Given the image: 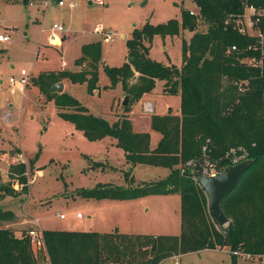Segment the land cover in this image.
Wrapping results in <instances>:
<instances>
[{"label":"rangeland","instance_id":"rangeland-1","mask_svg":"<svg viewBox=\"0 0 264 264\" xmlns=\"http://www.w3.org/2000/svg\"><path fill=\"white\" fill-rule=\"evenodd\" d=\"M64 1L65 6L51 0L49 6L44 7L43 0L35 1L34 5L23 0H0V34L11 36L9 41L0 42V170L4 181H8L11 163L23 161L29 167L28 193L7 197L0 202V209L16 213V218L5 224V227L12 228L16 236H21L24 230L28 232L33 229L38 237H41L43 230H69L144 238L142 246H133L125 254L131 259L130 264H136L152 253L154 242L147 238L182 234V195L159 194L126 200L96 199L84 197L80 190L93 189L99 183L128 187L127 178L131 175L137 183L156 181L168 176L170 170L147 164H137L132 169L125 151L110 145L112 138L88 140L72 122L58 115L60 110L54 101L48 100L32 80L46 71L85 70L86 67L77 65L76 60L82 54L83 45L97 41L101 43L104 63L110 67H121L128 59L127 42L136 29H142L147 23L157 25L173 18L181 20L183 10L196 18V30L207 31L209 23L197 15L199 6L194 0ZM70 2L76 6L71 8L68 6ZM252 7L264 13V7L247 3L242 20L237 19L238 27L254 36L261 34L263 38L264 33L260 28L251 25L250 19L255 12ZM55 23L65 27V31L59 33L61 45H58L57 38L54 41L58 44H51L50 29ZM97 25L114 33V39L108 41L102 33H96L94 28ZM193 35L194 31L181 28L176 36H155L150 47L152 59L181 67L182 43L184 40L190 41ZM259 56H246L241 60L245 65L260 67L262 62ZM63 61L66 62L65 66L62 65ZM21 70L28 73V85L11 84L10 78L18 79ZM63 82L66 84L64 91L76 97L91 113L111 123L121 115L130 116L136 130L148 129L146 132L151 134L152 145H156L162 137L151 127L152 115L181 113L180 94H163V81H158L153 92L146 93L135 102L129 114L123 105L127 93L122 83L113 86L103 70L100 72L99 88L93 94L87 92L86 84H74L68 80ZM234 83L239 86L237 94L243 96L247 84L242 81ZM150 104L153 110L146 108ZM198 139L199 154L191 156L193 149L190 148V156L181 158L175 165L181 174L198 170L197 159L201 155L206 157L205 168L215 166L216 172L225 170L223 160H228L234 166L248 159L249 151L243 144L231 146L224 157H219L213 147L209 148L213 139L210 134L200 135ZM40 151L38 161L30 168V160ZM85 155L91 159L88 160ZM202 171L204 174L205 170ZM196 178L190 176L189 179L193 186L195 184L201 190ZM261 186H258L259 191H262ZM204 192H201L202 202L199 206L209 227L220 230L218 222L211 215L208 195ZM249 195L240 197L247 200L246 196ZM78 213L83 217L78 218ZM61 215L65 217L61 218ZM38 237H32L36 264H49ZM233 251L229 247L203 249L170 257L161 264H234ZM236 264H264V255H255L250 259L239 256Z\"/></svg>","mask_w":264,"mask_h":264},{"label":"trees","instance_id":"trees-1","mask_svg":"<svg viewBox=\"0 0 264 264\" xmlns=\"http://www.w3.org/2000/svg\"><path fill=\"white\" fill-rule=\"evenodd\" d=\"M194 1L199 6L197 15L209 23L207 31L196 30V18L183 10L181 20L173 18L157 25L147 23L142 29H136L127 42L128 59L121 67H110L104 63L101 43L97 41L83 45L82 54L76 60L77 65L86 67L85 70L46 71L32 80L48 100L54 101L60 110L58 115L72 122L88 140L114 138L116 146L125 151L128 163L170 170L168 176L156 181L137 183L131 175L127 178L128 187L99 183L93 189L80 190L84 197L96 199L182 195V234L147 238L154 242L152 253L136 264H161L173 256L217 247L264 255V59L260 67L245 65L241 60L246 56H261L264 40L260 41V38L250 36L237 27V19L242 20L246 4L263 8L264 0ZM228 13L231 15L228 16ZM259 27L264 32V15ZM181 28L194 31L190 41L182 43L181 67L152 59L150 47L155 36H176ZM251 44L258 49L250 50L248 47ZM234 45L238 50L231 51ZM101 70L110 77L113 86L122 83L129 95V102L124 106L126 113L143 95L153 92L158 81L164 82L163 94H180L179 115L171 112L152 115L151 127L162 135L156 148H151L150 132L135 131L127 114L111 123L91 113L73 95L65 91H51L56 83L68 80L74 84H86L87 92L93 94L99 88ZM234 81L247 84L243 96L237 94L239 86L233 84ZM205 133L213 137L209 148L213 147L219 157H224L231 146L243 144L249 151L248 157L254 159L238 186L222 202L229 224H218L220 230L209 227L199 206L201 192L205 193L203 187L200 190L195 184L193 186L189 171H186L187 175L181 174L175 168L181 158L190 156V148L193 149L191 156L199 154L198 138ZM40 153L30 160V168L34 167ZM208 157L212 162L210 155ZM85 158L91 159L88 155ZM205 158L203 155L198 157V163L202 164ZM222 163L223 167L231 164L228 160ZM8 177L9 180L4 181L0 170V202L29 191V167L26 162L11 163ZM261 184L262 191H259ZM248 193L247 200L240 197ZM15 218L14 211L0 209V264H36L30 231L24 230L21 236H16L12 228L5 227L6 222ZM142 239L95 231L43 230L40 242L49 264H130L131 259L125 254L133 246H142L145 243ZM232 256L236 264L239 256Z\"/></svg>","mask_w":264,"mask_h":264},{"label":"water","instance_id":"water-1","mask_svg":"<svg viewBox=\"0 0 264 264\" xmlns=\"http://www.w3.org/2000/svg\"><path fill=\"white\" fill-rule=\"evenodd\" d=\"M64 90V82L56 83L51 88V91L55 93H63ZM128 102L129 95L127 94L123 100V105L126 106ZM253 162L254 159L248 157V159L234 166L228 164L224 167L225 170L212 175H205L200 169L189 171L192 176L198 177V182L206 191L210 201L211 214L218 224L227 225L229 223V218L223 211L222 202L238 186L243 173Z\"/></svg>","mask_w":264,"mask_h":264},{"label":"built area","instance_id":"built-area-1","mask_svg":"<svg viewBox=\"0 0 264 264\" xmlns=\"http://www.w3.org/2000/svg\"><path fill=\"white\" fill-rule=\"evenodd\" d=\"M47 1V4L48 3H50V1L51 0H46ZM34 2H35V0H32V1H30V4L31 5H34ZM45 2V1H44ZM57 2H58V4L60 5V6H65L66 5V2L64 1V0H57ZM68 6H70L71 8H74L75 6H76V4L74 3V2H70V3H68ZM253 9H254V13H253V15L252 16H255V18L254 17H252L251 16V19H250V21H251V25L252 26H254V27H256V28H260L259 27V23L261 22V20H262V17H263V15H264V13H261L260 11H259V9H256V8H254V7H252ZM193 13V12H192ZM194 14V13H193ZM240 23V22H239ZM238 27V26H237ZM239 28V27H238ZM240 29V31H242V32H244V33H246V34H248V35H250V36H254V35H252V34H249L248 32H245L244 30V28L241 30V28H239ZM261 30V29H260ZM50 31L52 32V40L53 39H58V38H60L59 36V33H62V32H64L65 31V27L64 26H62V25H59V24H57V23H55V24H53L52 25V27H51V29H50ZM94 31L96 32V33H102L103 35H104V38H105V40H112V39H114V37H115V35H114V33H112V32H108V31H105L104 30V28L101 26V25H97V26H95V28H94ZM261 33H264L263 31H261ZM264 35V34H263ZM254 37H256V38H260V41H263L264 40V36H263V38H261L262 37V35L261 34H258L257 36H254ZM11 39V36L10 35H4V34H0V42H7V41H9ZM250 50L251 49H254V50H256V49H258V47L257 46H255L254 44H251L249 47H248ZM230 50L232 51V50H238V47L236 46V45H234V46H232L231 48H230ZM260 59H261V62L263 61V59H264V49L263 50H261V56H260ZM10 83L11 84H13V85H20V86H26V85H28V83H29V76H28V73H27V71L26 70H21V74H20V77L18 78V79H16V78H14V77H11L10 78ZM146 108L148 109V110H153V109H151L152 107H151V104L150 105H147L146 106ZM206 159V158H205ZM205 159H204V161H203V163L202 164H199V163H197V165H199V169L202 171V170H205V172H208V173H211L210 175H212V174H215L214 172H216L215 171V168H214V166L213 167H210V168H205V166H206V164L204 165V163H205ZM209 163L210 162H208V164L207 165H209ZM196 165V166H197ZM195 166V167H196ZM203 172V171H202ZM204 172V174H206ZM217 173V172H216ZM194 178H196V177H194ZM197 179V178H196ZM198 181V180H197ZM65 216L64 215H61V218H64ZM77 217L78 218H82L83 217V215L81 214V213H78L77 214ZM30 234H31V236L32 237H38L37 236V232L35 231V230H31L30 231ZM39 238V240H38V243H40L41 244V242H40V237H38ZM233 253L235 254V255H237V256H244V257H246V258H248V259H250V258H252L253 256H255V255H252L251 253H246V252H244L242 249H237V250H234L233 251Z\"/></svg>","mask_w":264,"mask_h":264},{"label":"crops","instance_id":"crops-1","mask_svg":"<svg viewBox=\"0 0 264 264\" xmlns=\"http://www.w3.org/2000/svg\"><path fill=\"white\" fill-rule=\"evenodd\" d=\"M31 1H32V0H31ZM35 1H37V0H35ZM43 1H45V2L43 3V6H44V7H48V6H49V3L47 4V1H46V0H43ZM59 37H60V36H59ZM58 39H59V44H58V42L54 41V39L51 40V44H53V45H56V44L61 45V38H58ZM58 39H57V40H58ZM54 43H55V44H54ZM62 65L65 66V65H66V62L63 61V62H62ZM65 87H66V84H65ZM147 94H148V93H147ZM145 95H146V94H145ZM145 95H144V96H145ZM144 96H143V97H144ZM180 110H181V109H180ZM128 114H129V113H128ZM129 118H130V116H129ZM116 119L118 120V117H117ZM116 119H115V121H117ZM115 121H114V122H115ZM131 121H132V123H133V127H134L135 131H138V132H146V131H148V129H144V128H143L142 130H141V129L136 130L137 127H135V122H134L132 119H131ZM150 124H151V123H150ZM109 138H111V137H109ZM104 139H105V138H104ZM159 141H160V140L157 141L156 145H155V144L152 145V143H151V148H153V149L156 148V146L158 145ZM152 142H153V141H152ZM116 143H117V140L113 141V138H112V140H111V142H110V145H112V146H116ZM125 157H126V156H125ZM130 165H131L132 169H134V168L137 166V165H132V164H130Z\"/></svg>","mask_w":264,"mask_h":264}]
</instances>
